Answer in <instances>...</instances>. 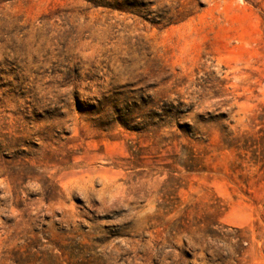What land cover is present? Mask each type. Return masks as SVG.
<instances>
[{
    "label": "rangeland",
    "instance_id": "1",
    "mask_svg": "<svg viewBox=\"0 0 264 264\" xmlns=\"http://www.w3.org/2000/svg\"><path fill=\"white\" fill-rule=\"evenodd\" d=\"M0 264H264V0H0Z\"/></svg>",
    "mask_w": 264,
    "mask_h": 264
}]
</instances>
